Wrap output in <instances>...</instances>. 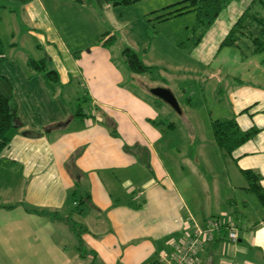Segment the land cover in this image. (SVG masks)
<instances>
[{"label":"crops","instance_id":"crops-1","mask_svg":"<svg viewBox=\"0 0 264 264\" xmlns=\"http://www.w3.org/2000/svg\"><path fill=\"white\" fill-rule=\"evenodd\" d=\"M20 8L29 26V35L43 51L42 60L57 74L55 85L62 88L73 82L84 84L88 89L90 111L87 114L82 110L86 115L83 117L74 112V117L67 123L63 119L69 116V111L65 116H60V112L54 117L52 113L48 120L46 116L41 120L28 118L26 122L16 105L18 128L9 147L0 155V204L25 202L51 211L46 215L32 213L36 216L33 218L29 216V221L36 218L35 232H42V235L29 236L31 242L24 244L29 247L27 255L8 254L5 242H0V264H57L58 260L63 264L70 256L76 257L77 254L68 251L71 245L75 249L77 244L72 227L55 221L56 214L65 215V218L70 216L68 212L58 210L65 207L76 181L87 189L88 197L83 201L87 207L78 211V216L81 219L79 226L85 229L81 240L88 250L84 255L89 260L95 254L100 264H160L162 255L174 254L176 246L188 238L194 223L203 227L210 218L233 220L234 215L237 223L233 222L239 229L237 241H228L223 230L216 232L198 251L197 264H264V212L258 199L246 190V181L238 186L246 196L240 203L242 211L237 207L236 199L229 203L235 210L232 215L223 207L220 211L211 206L188 205L177 187L170 185L173 183L166 178L161 162H155L156 156L150 147V137L156 135L154 130L147 126L145 129V124H138V131L128 128V114L130 118L131 113L138 115L144 106L122 90V73L115 65L109 46L103 45L108 33H103L97 10L74 0H31ZM41 78L45 90L55 95L53 86L43 74ZM129 106L131 113L125 108ZM103 116L115 122L120 138L109 135L102 124ZM234 119L241 130L256 127L254 121H243L242 126L239 118ZM108 125L112 126V123L108 121ZM138 142L141 147L149 144L145 146L149 148L148 164L153 158L151 163L157 178L146 179L147 169L144 171L138 165L139 173L146 175L137 186L143 187L139 194L145 198L142 205L136 206L129 200L133 198L135 188L127 185H133L131 177L138 171H133L136 167L133 155L123 148ZM262 153L264 145L241 157L250 158ZM256 162L258 164L243 166L239 160L238 165L242 170L259 172L264 189L263 157ZM116 169L122 172L117 177L113 175ZM118 183L123 189L119 188V192L114 186ZM162 183L168 185L164 187ZM250 195L255 197L258 205ZM90 208L94 211H87ZM20 212L21 216L27 215L26 211ZM45 221L44 232L38 223ZM16 228L17 232L21 231L20 226ZM73 264H88V261L75 259Z\"/></svg>","mask_w":264,"mask_h":264},{"label":"rangeland","instance_id":"rangeland-1","mask_svg":"<svg viewBox=\"0 0 264 264\" xmlns=\"http://www.w3.org/2000/svg\"><path fill=\"white\" fill-rule=\"evenodd\" d=\"M180 1L138 0L129 5L99 9L97 15L103 33L113 36L108 46L115 65L122 73V90L144 106L138 115L130 112V106L125 107L132 114V119L128 114V128L138 131L139 126L145 124V129L147 126L154 130L156 135L150 137V147L151 153L156 156L155 162H161L166 178L173 183L170 185L177 187L188 205L211 206L220 211L223 207L232 215L235 210L229 204L231 200L236 199L237 207L242 211L240 203L246 198L238 188L239 184L245 183L239 160L243 166H252L258 164L256 160L259 157L264 159V153L250 158L241 157L243 153L258 150L264 145V63L261 61L264 53L244 57L237 49L222 48L220 44L252 0L229 3L200 43L190 51L180 44L191 36L194 13L167 20L156 18L163 8ZM261 1L264 3V0ZM21 9L17 4L9 2L7 8L0 10V74H5L13 83V102L14 106L20 108L21 117L26 118V122L28 118L41 120L46 116L48 120L52 113L54 117L60 112V116H65L66 111H69V116L63 119L67 123L79 107L88 114V89L84 84L73 82L69 87L59 88L52 83L55 88V95H52L43 86L41 75L45 74L44 71H38L28 64L30 60H42L44 54L36 40L29 35V26ZM257 10L264 14V9L259 6ZM127 48L134 51L142 63L150 67V71L143 74L129 71L122 57V51ZM155 88L168 90L175 99L176 108L154 96L152 90ZM103 117L102 124L107 127L109 135L120 138L115 122L107 116ZM233 117L239 118L242 126L243 121H254L256 127H262L244 147L237 148L232 156H227L222 154L213 140L211 123L217 119ZM108 121L112 126L108 125ZM145 146L141 147L138 142L123 148L133 155L136 165L133 171H138L131 177L133 185H127L128 188H135L133 198L129 200L136 206L142 205L145 198L139 194L143 187H137L143 177L149 174L146 179L157 178L151 163L154 159H151L149 165V148ZM138 165L144 171L147 169L146 175L145 172L139 173L141 170ZM120 173V169L113 170L116 177ZM162 184L164 187L168 185ZM114 186L119 192L121 185L118 183ZM76 191L73 198L69 193L65 207L58 210L66 211L70 216L65 218V215L56 214L58 220L55 221L70 227L80 225L78 211L87 207L82 202L86 198L87 189L79 184ZM192 193L193 197L190 198ZM249 197L258 205L253 195ZM20 211H26L28 216H21ZM48 211L51 210L35 208L25 202L0 204V242H5L8 254L27 255L29 247L24 244L31 242L29 236L42 235V232H35L36 218L29 221V216L36 217L32 213L46 215ZM232 218L237 223L234 215ZM46 224V221L38 223L43 226L44 232ZM16 226H20L21 231L17 232ZM68 251L77 255L73 258L70 256L63 264H73L75 259L87 260L88 264H100L98 258L94 261L89 260L88 256L80 258V254L84 255L88 251L85 245L82 253L78 252L77 244L75 249L71 245Z\"/></svg>","mask_w":264,"mask_h":264},{"label":"trees","instance_id":"trees-1","mask_svg":"<svg viewBox=\"0 0 264 264\" xmlns=\"http://www.w3.org/2000/svg\"><path fill=\"white\" fill-rule=\"evenodd\" d=\"M30 1L31 0H0V10L7 8L9 2H13L17 4L18 7H21ZM74 1L78 4L99 10L108 6L129 5L138 0ZM236 1L239 0H182L163 8L161 10L162 13L158 14L156 18L167 20L172 17L194 13L195 21L191 28V36L180 44L182 48L190 51L200 43L203 36L229 3ZM257 6L264 9V3L261 0H252L230 27L221 41L220 47L235 48L239 51L241 56L244 57L264 53V14L257 10ZM105 36H107V39L103 45L108 46L113 40V36H110V34H106ZM77 56L78 55H76V57ZM122 57L129 71L132 73L143 74L150 71V67L145 66L138 55L129 48L122 51ZM261 61L264 63V58H262ZM28 64L37 68L38 71L43 70L45 73L44 78L47 80L48 84L52 85V83H56L57 85L56 72L50 69L48 71L44 60H30ZM53 89L55 90L54 86ZM75 114L82 117L86 116L82 113L81 107H79ZM16 119V106H14L13 102V85L8 77L0 75V155L9 147L11 139L18 128ZM259 131L257 127L241 130L234 118L217 119L211 123L213 140L222 154L227 156H232L237 148L252 139ZM23 134L30 135L29 132H23ZM124 148L126 149L128 147L125 146ZM75 156L76 154L71 156V161ZM241 174L247 183L246 190L258 199L264 212V189L260 184L261 176L259 173L252 170H241ZM76 175L80 176L79 172H76ZM77 185L78 182L76 181L75 188L70 193L72 198L75 197L77 193ZM86 197L88 196L86 195ZM72 229L77 239V250L79 253H82L83 241L81 240V233L85 231V229L75 225H72ZM83 256L85 255L80 254V258H83ZM96 258L94 254L91 260L94 261ZM161 263L160 261V264Z\"/></svg>","mask_w":264,"mask_h":264},{"label":"built area","instance_id":"built-area-1","mask_svg":"<svg viewBox=\"0 0 264 264\" xmlns=\"http://www.w3.org/2000/svg\"><path fill=\"white\" fill-rule=\"evenodd\" d=\"M222 230L228 241H237L239 229L231 219L213 217L206 220L203 227L194 223L191 234L176 246V252L171 256L165 254L160 257L162 264H197L200 248L204 243L211 241L216 232Z\"/></svg>","mask_w":264,"mask_h":264},{"label":"water","instance_id":"water-1","mask_svg":"<svg viewBox=\"0 0 264 264\" xmlns=\"http://www.w3.org/2000/svg\"><path fill=\"white\" fill-rule=\"evenodd\" d=\"M152 94L169 104L171 107L176 108L175 99L168 90L162 88H155L154 90H152Z\"/></svg>","mask_w":264,"mask_h":264}]
</instances>
